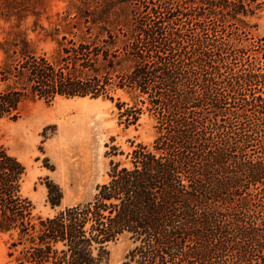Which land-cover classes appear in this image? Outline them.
I'll use <instances>...</instances> for the list:
<instances>
[{"label": "trees", "instance_id": "1", "mask_svg": "<svg viewBox=\"0 0 264 264\" xmlns=\"http://www.w3.org/2000/svg\"><path fill=\"white\" fill-rule=\"evenodd\" d=\"M69 1L50 29L21 28L41 12L0 5L17 19L0 39V120L17 119L26 100H114L121 90L132 103L118 97L120 121L135 124L146 110L155 137L120 150L127 160L109 161L90 199L46 216L33 214L25 167L0 144L8 256L106 264L109 244L127 238L122 264H264V47L245 55L240 38L264 0ZM28 29L54 40L50 58ZM237 56L246 61L234 65ZM46 189L59 206L60 187Z\"/></svg>", "mask_w": 264, "mask_h": 264}, {"label": "rangeland", "instance_id": "2", "mask_svg": "<svg viewBox=\"0 0 264 264\" xmlns=\"http://www.w3.org/2000/svg\"><path fill=\"white\" fill-rule=\"evenodd\" d=\"M70 4L69 0H0L1 6L13 12H41L38 17L27 14L20 20L21 28H30L36 22L50 29L60 22L54 13L65 10ZM3 13L6 11L0 13V39L3 31L17 22L14 15L6 20ZM244 19L248 26L240 38L246 46L245 55L258 54L264 47V5ZM27 36L37 53H45L48 58L52 56L54 40L41 33L36 35L30 29ZM243 61L246 60L237 56L234 65ZM118 97L119 101L132 103L121 90L114 93V100L101 97H57L51 102L26 100L19 106L17 119L0 120V144L25 167L21 193L31 201L33 214L52 215L59 208L90 199L96 186L108 179L109 161L127 160L124 154L118 153L120 150L126 153L132 148L131 142L149 144L153 140L154 117L144 110L137 123L126 125L118 116ZM21 131L23 137L19 136ZM114 151L116 154L112 155ZM49 180L62 191L60 205L54 208L46 199ZM131 247L127 238L110 243L106 264H122ZM7 252V235L0 233V264H17Z\"/></svg>", "mask_w": 264, "mask_h": 264}, {"label": "bare ground", "instance_id": "3", "mask_svg": "<svg viewBox=\"0 0 264 264\" xmlns=\"http://www.w3.org/2000/svg\"><path fill=\"white\" fill-rule=\"evenodd\" d=\"M19 136L23 137V133H22V131L19 133Z\"/></svg>", "mask_w": 264, "mask_h": 264}]
</instances>
